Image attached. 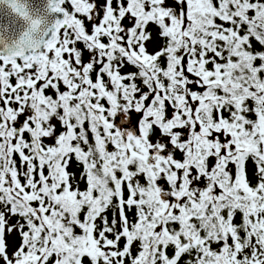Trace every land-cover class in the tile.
Masks as SVG:
<instances>
[{
  "label": "snow or ice",
  "instance_id": "6c2138e0",
  "mask_svg": "<svg viewBox=\"0 0 264 264\" xmlns=\"http://www.w3.org/2000/svg\"><path fill=\"white\" fill-rule=\"evenodd\" d=\"M0 264H264V0H0Z\"/></svg>",
  "mask_w": 264,
  "mask_h": 264
}]
</instances>
